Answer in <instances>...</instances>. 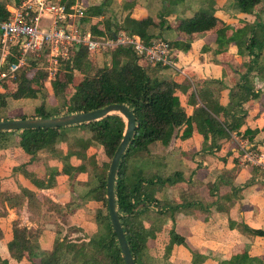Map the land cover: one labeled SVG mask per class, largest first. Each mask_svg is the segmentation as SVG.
Masks as SVG:
<instances>
[{
    "label": "trees",
    "instance_id": "obj_1",
    "mask_svg": "<svg viewBox=\"0 0 264 264\" xmlns=\"http://www.w3.org/2000/svg\"><path fill=\"white\" fill-rule=\"evenodd\" d=\"M23 1L0 0V21L9 16L7 5L18 6ZM60 1L67 7L76 2ZM86 1L84 15L77 20L93 37L124 31L139 35L146 44L161 38L169 44L171 52L184 49V41L177 40V36L184 35L187 40L219 24L215 29L214 52H226L233 43L236 53L247 57L238 69V82L229 89L227 104H220V91L208 85L216 86L222 82L207 80L201 87L198 84L190 90L189 96L194 98L197 95L200 104L188 114L177 92L189 89V80L178 83L174 76L161 77L159 72L165 66L146 63L128 46L104 52L108 55L105 64L94 68L92 58L98 54H91L80 45L71 50L69 59L61 63L56 78L50 83L53 96L60 101L56 106H49L46 101L45 85L48 83L41 59H28L0 91V120L52 117L89 111L110 103L128 105L137 126L118 165L115 198L134 263L172 264L169 261L171 249L174 244H181L189 248L192 264H202L211 255L194 250L176 231V215L184 212L185 203L175 202L172 192L175 184L185 178L179 171L168 170L165 162H153L148 145L160 141L167 146L182 128V138L190 136L193 131L202 134V150L208 152L217 150L219 141L230 137L232 132L242 134L250 144L253 142L259 130L241 127L245 124V104L260 94L255 89V80H264V0ZM140 5L145 14L137 17L134 10ZM217 10L226 13L229 21L217 16ZM172 14L174 18L169 19ZM246 16H251L252 21L248 22ZM230 22L244 25L227 36V30L233 27L227 25ZM169 31L175 33L174 39H168ZM68 89L72 91L67 93ZM22 101L32 106L31 114L12 112L11 107ZM124 127L122 116L114 113L99 120L65 127L0 131V150L19 147L25 156L24 163L12 168L13 174L18 172L24 179L17 186L19 192L2 190L0 183V217H5L9 208H13L17 216L10 223L9 258L0 256V264H10V260L27 264H125L106 201V175ZM39 154L57 161L56 165H45L42 177L32 170ZM150 164L153 170H146ZM252 167L254 173L262 171L264 175V168ZM60 175L67 177L70 186V199L64 204L42 193L53 188ZM214 190V185L210 184L211 203L219 209V203L230 202L229 207L237 197V189L233 187L230 193L220 196ZM88 200L97 204L94 230L87 234L81 228L72 236L68 228V232L63 233L64 223L54 214L63 217L64 213ZM23 205L27 207L32 224L49 226L55 233L50 249H41L36 242L34 236L41 233L40 229L34 235L31 227L21 224L18 216ZM185 207L197 208V205L188 202ZM229 227L264 237V230L250 228L242 222L229 220ZM162 230H167L168 241L158 256L149 247V242L155 240ZM2 237L0 228V239ZM217 264H264V260L258 262L245 249L218 259Z\"/></svg>",
    "mask_w": 264,
    "mask_h": 264
},
{
    "label": "crops",
    "instance_id": "obj_2",
    "mask_svg": "<svg viewBox=\"0 0 264 264\" xmlns=\"http://www.w3.org/2000/svg\"><path fill=\"white\" fill-rule=\"evenodd\" d=\"M140 7L141 5L134 10V15L137 17L145 14ZM215 14L227 20V22L229 21L226 17L227 14L222 10H217ZM172 17L174 18L173 14L169 19ZM246 20L251 22L252 17L246 16ZM227 25L233 26L227 30V36H229L240 29L244 23L230 22ZM197 37L194 36L195 39L192 42H184V49H173L171 53L173 65L165 66L166 68L159 72L161 77L174 76L178 83H182L186 79L189 80L191 87L177 92L181 104L188 114H192L195 107L200 104L197 95L194 98L189 96L190 90L198 84L201 87L205 81L211 79L222 82L216 86L215 84L208 85L220 91L219 102L226 105L229 101L230 87L234 86L239 80L238 69L241 63L247 59V57L239 56L236 53L237 49L233 43L226 52L216 54L214 52L215 31H208L197 35ZM174 38L175 33L169 31L168 39ZM176 39L184 41V35H179ZM187 45L188 47H186ZM181 70L185 72L186 76H183L184 78L178 74ZM255 89L259 90L260 94L257 98L251 99L245 104L246 118L245 124L241 128L249 127L252 130H259L253 137L251 145L258 147L264 154V80L259 81L256 79ZM18 104L15 103L11 107L13 113L27 114L32 111V109H29L24 112V108L29 106L23 103L24 106L20 109L17 108ZM182 130L183 128L167 146L160 141L148 145L153 162H165L168 170L179 171L185 178L184 181L175 184L174 192H172L175 202L185 203L184 212L176 215V231L185 237L188 245L194 250L211 255L202 264H217L218 259L240 253L245 249L258 262L264 260L263 236L248 235L237 228L229 227V220H232L238 223L242 222L253 229L264 230V175L262 171L254 173L252 166L244 167L240 164L231 137L221 139L219 148L213 152H208L206 149L202 150V134L193 131L190 136L182 138ZM24 162L25 156L21 148L10 147L0 150V183L2 190L12 193L19 192L17 186L23 183L24 179L18 172L13 174L12 168ZM37 162L32 166V170L38 177H42L45 175V166L43 173L38 174L35 171ZM151 169L153 170V165H147L146 170ZM61 176L64 175L57 176V183L53 188L43 190L42 193L64 204L69 201L70 195L69 189L64 190V186L60 187L61 183H59L58 178ZM210 184L214 185V192L219 196L230 193L232 191L231 187L236 188L237 197L229 207L230 202H226V204L219 203L221 208L219 209L216 204L211 203L213 198L209 196L208 192ZM188 202L196 204L197 208L185 207ZM201 206L203 208H200ZM23 209H26L25 217H21ZM15 217L17 216L13 208L8 209L5 217H0V228L3 231V237L0 239V256L2 258H9L7 243L11 233L10 223ZM18 218H20L21 224L31 227L32 230L39 227L41 233L36 239L39 247L41 249L51 248L55 237L54 232H50L49 226L32 224L29 221V212L26 205L21 208ZM69 225H72V223L70 222ZM167 241V230H162L157 234L155 240L149 242V247L155 255L160 256L161 250ZM48 242L50 244L46 245ZM191 260L192 254L188 247L181 244L173 245L169 255V261L172 264H192ZM10 264L27 263L10 260Z\"/></svg>",
    "mask_w": 264,
    "mask_h": 264
},
{
    "label": "built area",
    "instance_id": "obj_3",
    "mask_svg": "<svg viewBox=\"0 0 264 264\" xmlns=\"http://www.w3.org/2000/svg\"><path fill=\"white\" fill-rule=\"evenodd\" d=\"M7 10L8 18L0 21V91L28 59L34 58L41 59L50 85L61 63L80 45L91 54L128 46L148 64L173 65L169 44L161 38L146 44L139 35L124 31L100 37L85 32L77 20L84 15L85 4L77 0L69 7L60 0H24L18 6L8 5ZM43 15L52 16L48 27L40 26ZM230 137L242 166L264 168V154L258 147L242 134L232 132Z\"/></svg>",
    "mask_w": 264,
    "mask_h": 264
},
{
    "label": "water",
    "instance_id": "obj_4",
    "mask_svg": "<svg viewBox=\"0 0 264 264\" xmlns=\"http://www.w3.org/2000/svg\"><path fill=\"white\" fill-rule=\"evenodd\" d=\"M114 113L122 116L125 122V127L123 137L111 158L107 171L106 201L112 229L120 247L124 263L135 264L120 222L115 198V179L118 165L122 154L135 134V128L137 126L135 115L128 105L123 103H110L104 107L89 111L61 114L52 117H26L0 120V131L65 127L99 120Z\"/></svg>",
    "mask_w": 264,
    "mask_h": 264
},
{
    "label": "rangeland",
    "instance_id": "obj_5",
    "mask_svg": "<svg viewBox=\"0 0 264 264\" xmlns=\"http://www.w3.org/2000/svg\"><path fill=\"white\" fill-rule=\"evenodd\" d=\"M77 1L83 2L85 5L87 4V1L86 0H77ZM51 18H52L51 15H43L42 16V19H41V22H40V26H42V27H48L49 24H50ZM218 26H219V24L217 25V27ZM217 27L211 29L210 32H214ZM196 38H198V37L196 36ZM194 39H195L194 37L189 38L187 40L184 39V42H192ZM208 39H209V36H208ZM105 58L108 59V55H106L105 53L95 55V57L92 58V62H93L94 68L105 64ZM178 74L181 77H183V76L185 77L186 76L185 75V72L183 70H181V72H179ZM45 89L48 92L47 97H46L47 104L49 106H51V105L52 106H56L60 101H59V99H56L53 96V94L51 92L50 85H48V84L45 85ZM71 91H72L71 89H68L67 93H69ZM22 102L24 103V101H22ZM23 103H19L18 106H17V108L19 107L21 109L22 106H24V104L27 105V106L29 105V103H27V102L24 103V104ZM29 109H31L30 106L24 108V112L27 111V110H29ZM29 113L30 112H28L27 114H29ZM100 158H101V156L99 157V160H100ZM46 164L54 165V164H56V160H52V159L47 158V156L45 154H39V160H38V162L36 164L35 171L38 174H42L43 171H44L43 168H44V166ZM58 180L60 181L59 183H61L60 187L64 186V190H66V189H69L70 190V186H69L68 181H67V179H66L65 176L59 177ZM96 207H97V204L94 201L88 200V201H85L84 203L81 202V205L79 207H77V208H73L72 211H69V212L64 213L65 215L63 217H61V216H59L57 214H54V215L59 219V221H61L62 223H64L63 224L64 226H66V227H64L65 229H64L63 233H67L68 232V228H69L72 231V236H75L76 234H78L79 229L82 228V229H85V232L87 234H90L91 231H92V229L94 228V215H95ZM25 210L24 209L22 210L21 217H25V214H26V211ZM70 222L72 223V225H69ZM38 228H36V230ZM36 230L33 229L34 235L36 234ZM50 232L52 233L53 230L50 229ZM39 234H36L34 236V238L37 239V236H39ZM51 238H53V237H51ZM49 242L51 243L50 240H49ZM49 242L46 243V245L47 244L49 245L50 244Z\"/></svg>",
    "mask_w": 264,
    "mask_h": 264
}]
</instances>
